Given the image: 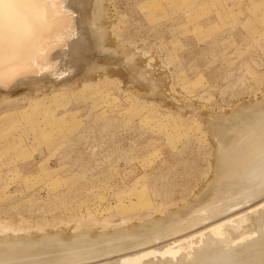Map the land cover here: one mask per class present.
<instances>
[{"label": "rangeland", "instance_id": "obj_1", "mask_svg": "<svg viewBox=\"0 0 264 264\" xmlns=\"http://www.w3.org/2000/svg\"><path fill=\"white\" fill-rule=\"evenodd\" d=\"M104 4L103 16L96 17L105 26L101 35L80 22L86 31L77 45L86 52L76 45L64 60L67 73L76 69L69 78L76 86L38 90L53 83L50 74H42V82L21 77L16 86L0 85V94L13 98L0 100V245L16 237L50 248L101 233L93 246L59 248L67 257L97 258L63 263L59 249L62 258H54V245L40 261H34L36 252L18 260L11 249L16 264L116 260L125 245L135 246L152 231L162 239L172 226L190 222L191 213L211 209L215 198H225L232 178L254 169L264 174V0ZM30 89L33 95L14 99ZM143 224L137 235L118 236ZM258 240L247 243L252 250L232 253L220 264L259 263L264 241L263 250L253 252L262 247ZM4 252L0 261L6 260ZM211 263L219 264L217 258Z\"/></svg>", "mask_w": 264, "mask_h": 264}, {"label": "bare ground", "instance_id": "obj_2", "mask_svg": "<svg viewBox=\"0 0 264 264\" xmlns=\"http://www.w3.org/2000/svg\"><path fill=\"white\" fill-rule=\"evenodd\" d=\"M104 1L105 0H0V85L8 87L9 85H11L13 82H16V80H18L21 77H39V75H42V74H50L52 77H54V78H51L53 83L50 82L49 86H47V87H46V84L44 86H42L43 85V83H42L41 86H39L42 88L38 87L39 88V89L37 88L38 90L49 92V91H53L54 89H57V88H55L57 86L61 87V88L62 87H68V86H71V88H73L74 86H76L78 84V82L76 80L74 81V78L73 79L71 78V81L73 80L72 82H70L69 78H68L69 81L66 78L65 79L60 78L62 75H64V73H67L65 71L66 66L64 67V65H65L64 60L66 59V56L68 55V53L70 52L69 54H71V50L74 51L75 46L78 43H80V40L82 38L81 34L83 32V29H84L81 27L82 24L80 22H82L84 25H86L87 29L92 34L95 32L99 33L100 30H103L102 28L105 26H103V27L99 26L97 24L96 17L100 18L103 16L102 14H104L103 12L105 11ZM76 15H77V17H76ZM98 26H99V28H98ZM88 30H87V32H88ZM84 31H86V29H84ZM87 32H85L84 34H86ZM98 33H96L97 36H98ZM96 35L95 36L89 35V36L92 37L91 39H93V37L95 38ZM90 37H89V39H90ZM86 38H87V35H86ZM91 39L89 41H91ZM96 40H97V37H96V39H94V41H96ZM83 41H85V40H83ZM97 41H99V39ZM87 42L88 41H85L84 43L86 44ZM91 42L93 43L92 45H94L96 43V42L94 43L93 41H91ZM91 42H89V43H91ZM106 42L107 41H104L105 44H106ZM97 43H96V45H97ZM110 43H111V41H110ZM102 44H100V45L102 46ZM81 45L83 46V44H80V46ZM113 45L115 46L114 43H113ZM113 45H111V47ZM80 46H78V48L82 47V46L81 47ZM88 46H89V44H88ZM111 47H109V49L108 48L107 49L113 50V48H115V47H113V48H111ZM117 47H118L117 49L124 48V47H120V45ZM83 48H81V49H83ZM99 49L101 50V47ZM103 49H104V47H103ZM94 50H98V49H94ZM79 52L80 51H78V53ZM83 52H84V50H83ZM85 52H86V49H85ZM119 52H120V50H119ZM114 53L117 54L116 52H114ZM77 55L79 56V54H77ZM121 55H123V54H121ZM127 56H128V54H127ZM131 56H132V54H130L129 57L131 58ZM69 57H70V55H69ZM83 57L84 56L82 55V58ZM124 57H125V55H124ZM121 58H122V56H121ZM76 59H77V56H76ZM67 60H69V59H67ZM70 60H71V58H70ZM91 69H92V67H91ZM96 70H98V69H96ZM100 70H101V68H100ZM107 71H108V68H107ZM108 77H110V75ZM43 78H45V77H43ZM43 78H42V81L45 80ZM36 79H38V78H36ZM29 80H27V81H29ZM49 80H50V78L47 80V84H48ZM77 80H79V79H77ZM27 81H25V82H27ZM32 81H33V79H32ZM39 81H41V80L39 79ZM19 82H20V80L16 83H19ZM79 85H80V83H79ZM32 90H31V92L29 91L30 93H28V92L25 94L22 93L23 95H20V96L14 95L15 96L14 99L18 100V99H21L22 97H27L29 94L31 95V93L33 95V92L35 90H33V92H32ZM2 94L3 93L0 94L2 96V97L0 96L1 101L4 99L5 100L13 99L12 97L9 98V96H11V95L5 96ZM220 114H222V113H220ZM222 116H223V114H222ZM263 129H264V127L262 128V130ZM259 131H261V128L259 129ZM246 134H248V133H246ZM243 138H244V136H243ZM226 157H227V155H226ZM260 163L263 164V160L260 161ZM256 169L259 170V167ZM254 170H252V172H250V173H246L244 171L246 174L242 173L244 176L241 177L240 180L236 179V178H232V180H234V181H232L231 184H229L227 186V188L223 191L225 198L223 200H219L220 198H218V199L215 198L216 201L213 204H211L209 207L211 209L205 210L204 212H202L203 208L197 209L196 213L202 212L201 215L197 216L195 214V212L193 215H192V213L191 214L189 213L190 217L193 216V218L190 220V222H187V223L180 222V224L172 226L171 228H169V230H167L163 234L162 239L159 237V235L158 236L156 235V232L152 231L151 234L155 233V234H153L152 237L149 235V236H145V237L140 238L141 239V240L139 239L140 242L137 243L135 246L134 245H132V246L125 245V247L118 250L119 253H116L117 256H114V257H117L116 260L110 259V261H107V262H104L101 264H212L211 262L213 261V259L216 260V258H217V263L220 264V262L225 261L226 258L228 256H230L232 253L233 254L237 253V252L243 253V252L247 251V249L249 250L253 244L255 245V243L252 244V241L258 240L257 239L258 237L260 239L258 240L259 242H256V245L260 244V245H262V247L259 248L260 246H257V247L255 246L258 249L255 248V250H253V252H256V250H263V244L262 243L264 241V174L261 173V175H260L259 172L257 171L259 174V175H257V173L254 172ZM263 170H264V168H263ZM237 178H238V176H237ZM208 183H210V182H208ZM216 203L217 204L222 203V204H218L219 206H217ZM250 203H252V204L250 206L246 207ZM191 206H193V205H191ZM189 208L191 209V207H188V209ZM251 209H255V212H254V210H253V212H248V210H251ZM186 212H187V210H186ZM182 214L185 215L184 212ZM182 214L179 213L180 216H183ZM172 218H174V216ZM171 221H172V219H171ZM171 221H169V222H171ZM158 224L159 223H153L152 225L156 226ZM146 225L147 224H145V225L143 224L140 226L138 225V226H134V227H128L126 229H123V231H120L118 233V236H121V237L122 236L126 237L127 235L133 236V233L135 235H137L136 232L139 229L145 228ZM102 234H105V233H102ZM180 234H182V235H180ZM87 235H89V236H87ZM100 235H101V233L98 236L91 235V233H88V234L86 233V235L83 234V236L82 235H80V237L77 236V239H74L72 242L70 240L69 243H66V242L63 243L62 240H61L62 242L57 241V243L58 242L59 243L58 244L56 243V245H60V247L57 246V248H56V245L53 243L55 245L54 254L57 252L56 254L58 255V253H59V255L58 256L55 255L57 257L54 256V258L57 259L60 256V252L56 251L59 248L65 247L66 248L65 250H69L70 247L71 248L77 247V249H78V247L83 245V243H86V246H88L87 245L88 242L90 244L91 243L93 244V242ZM170 237H172V239H169ZM10 238H12V240L9 239L10 241H8V243L6 242L7 246L6 245L4 246L5 243L1 244L2 247H0L1 248L0 253H2V254H0V255H3V250H4L5 251L4 255L6 252H8V253H6L7 256H9V255L14 256V254H15L16 258L17 257L21 258V256H24V259H22L23 257L21 258L23 261H25L28 257L30 259V257L33 255H36V253L39 255H38V257L34 256L35 260L34 259L33 260L34 261H40L41 255L42 256L44 255L43 257L45 258L46 253L47 254L49 253V252H47L48 251L47 249H50L54 246L52 244L53 246L49 248L46 245V247H48V248H46L44 245L43 247L37 249V248H35L36 246L34 245V241L32 239H28V240L20 242L19 239L16 237H10ZM13 238H15V239H13ZM166 238H168V240H165ZM135 239H136V237H135ZM158 240H159V243H156ZM48 241L52 242L53 240L52 239L50 240V238H47L45 242L48 243ZM116 242H113L109 245L110 249L113 247L115 248V246H116L115 244H117ZM133 243H136V241L135 242L133 241ZM152 243L154 245H152ZM247 243H249L250 245L252 244V245L248 248L249 244H247ZM246 244H247V246H245ZM86 246H85V248H87ZM5 247H7L8 249L7 248H6L7 250L4 249ZM99 247H101V246H99ZM14 248L17 250H14ZM71 248H70V250H71ZM92 248H94V247H92ZM11 249H13V251ZM34 249H35V251H34ZM72 249H75V248H72ZM80 249H82V248H80ZM90 249H91V247H90ZM95 249H97V248H95ZM252 249H250V250H252ZM9 250H11L14 254H12V252ZM62 250H60V251H62ZM85 250L86 249H84V251ZM112 250H114V249H112ZM112 250H110V251L113 252ZM52 251H53V248H52ZM97 251H99V250H97ZM123 251L125 253L120 254V252H123ZM34 252H36V253H34ZM44 252H45V254H42ZM66 252H68V251H65L64 253L62 251V254H63L62 256H63L64 260L62 259L61 262H63V263L70 262L73 258H76V259H74V260H76V262H78L79 260L88 261L91 258L92 259L97 258V255H95L93 253H92L93 256H91V254L88 253L86 255H89V256L83 255V257H82V255H80V256H76V257H74V256L67 257L68 255L67 256L65 255ZM90 252H94V249L93 250L91 249ZM111 252L108 251L107 254H109ZM9 253H11V254H9ZM75 253H77V250ZM75 253H73V254H75ZM68 254L70 255V253H68ZM49 255H51L50 256L51 258L53 257L52 253ZM49 255H48V257H49ZM7 256L5 258L6 260H4V258L3 259L1 258L0 264H16L19 260L18 258H17L18 260L15 258L16 259L15 261H17V262L14 263L15 261L13 260V262H12V260H11L12 257L9 256V259L7 260ZM64 256H66L67 258L66 257L64 258ZM98 256H101V255H98ZM2 257H4V256H2ZM25 257H27V258H25ZM49 258H48V260H49ZM51 258H50V261H51ZM21 259H20V261H22ZM31 259H32V257H31ZM46 259H43V260L46 261ZM104 260H106V259H104ZM58 261H59V258H58ZM31 262H33V261H31ZM52 262H53V260H52ZM21 263H24V262H21ZM25 263H28V262L26 261ZM33 263H35V262H33ZM257 264H264V259H262Z\"/></svg>", "mask_w": 264, "mask_h": 264}, {"label": "water", "instance_id": "obj_3", "mask_svg": "<svg viewBox=\"0 0 264 264\" xmlns=\"http://www.w3.org/2000/svg\"><path fill=\"white\" fill-rule=\"evenodd\" d=\"M76 17H77V15H76ZM75 71H76V69H72V70H70L68 73H65V74L61 77V79L70 78V77L75 73ZM40 78H41V75H39L38 80H39ZM23 83H28V82H23ZM18 84H19V83L12 84V85H10V86L7 87V88H10V87L16 86V85H18ZM2 89H4V88H2Z\"/></svg>", "mask_w": 264, "mask_h": 264}]
</instances>
